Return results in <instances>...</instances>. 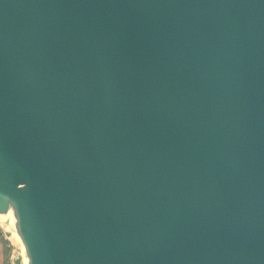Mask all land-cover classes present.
Wrapping results in <instances>:
<instances>
[{"label": "water", "instance_id": "water-1", "mask_svg": "<svg viewBox=\"0 0 264 264\" xmlns=\"http://www.w3.org/2000/svg\"><path fill=\"white\" fill-rule=\"evenodd\" d=\"M10 211L26 264H264V0H0Z\"/></svg>", "mask_w": 264, "mask_h": 264}, {"label": "rangeland", "instance_id": "rangeland-1", "mask_svg": "<svg viewBox=\"0 0 264 264\" xmlns=\"http://www.w3.org/2000/svg\"><path fill=\"white\" fill-rule=\"evenodd\" d=\"M7 227L6 229L0 224V264H14L17 253L19 254L22 262L20 250L13 240V233L10 230L11 221L10 219L5 220ZM18 251V252H17Z\"/></svg>", "mask_w": 264, "mask_h": 264}, {"label": "bare ground", "instance_id": "bare-ground-1", "mask_svg": "<svg viewBox=\"0 0 264 264\" xmlns=\"http://www.w3.org/2000/svg\"><path fill=\"white\" fill-rule=\"evenodd\" d=\"M7 218H8V220H9V219H12V220L14 221L12 211H10L9 213H7V214H5V215H0V224H1L5 229H6V227H7V224H6V222H5V220H7ZM12 237H13V240H14V242H15L17 248H18V251L20 250L21 257H23L22 255H23L24 248H23V245L21 244L20 238L18 237V235H17L16 232L13 233V236H12ZM18 251H17V252H18ZM18 253H19V252H18ZM18 253H17V257L15 258L14 264H26L27 259H26V258H25V260L22 259V262H21Z\"/></svg>", "mask_w": 264, "mask_h": 264}]
</instances>
